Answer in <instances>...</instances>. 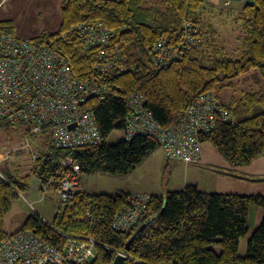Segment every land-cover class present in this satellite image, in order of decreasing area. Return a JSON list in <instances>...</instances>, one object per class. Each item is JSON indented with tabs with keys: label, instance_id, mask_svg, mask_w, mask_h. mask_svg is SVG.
Wrapping results in <instances>:
<instances>
[{
	"label": "trees",
	"instance_id": "obj_1",
	"mask_svg": "<svg viewBox=\"0 0 264 264\" xmlns=\"http://www.w3.org/2000/svg\"><path fill=\"white\" fill-rule=\"evenodd\" d=\"M63 1L60 29L37 41L65 54L76 76L87 77L91 65L98 61L97 52L88 53L77 40L62 38L77 23L101 21L116 30L120 36L111 45H119L129 56L126 72L107 78L108 93L85 103L104 138L114 129H124L126 102L132 94L142 95L145 110L159 125L169 128L179 124L196 98L209 93L228 112L229 120L217 113L214 130L201 134L200 142H209L235 167L250 165L264 154V85L244 91L240 98L232 97L228 103L219 98V93L234 88L240 77L247 78L252 71L264 81V0H254L256 5L244 3L237 10L242 30L236 59L229 55L217 29L204 16L207 0H161L155 7L146 0ZM190 22L199 43L178 50L184 26ZM0 28L14 33L9 20L0 22ZM160 40L178 54L166 66H155L150 52ZM10 127L13 126L2 127L8 136ZM34 135L42 136V145L35 148L39 157L29 172L23 177L8 173V181L0 178V239L32 230L61 248L65 240L58 231L88 236L98 243L97 257L91 264L111 263L116 252L128 256L126 264H264V217L247 242V255L241 257L238 248L249 231L251 208L259 206L264 212V195L208 193L194 184L163 196L152 195L142 219L149 222L135 238L136 229L130 233L112 229L114 216L125 208L130 196L123 191L91 195L82 190L69 204L61 205L52 223L33 214L13 234L5 232L2 220L13 199L29 191L35 178L44 184L54 177L60 155L73 156L81 174L127 177L158 147L153 137L137 135L130 141H105L100 146L61 151L52 141L50 129ZM87 215L95 220L94 228Z\"/></svg>",
	"mask_w": 264,
	"mask_h": 264
},
{
	"label": "built area",
	"instance_id": "obj_2",
	"mask_svg": "<svg viewBox=\"0 0 264 264\" xmlns=\"http://www.w3.org/2000/svg\"><path fill=\"white\" fill-rule=\"evenodd\" d=\"M5 1L0 0V7ZM191 26V22L185 24L178 50L199 43L194 39ZM119 36V32L101 21L77 23L63 33V39L77 40L86 52H97L98 61L91 65L90 74L80 78L73 72L71 60L65 54L43 42L23 39L0 28V129L9 125L27 127L24 145L0 155V178L8 181L3 168L14 152L29 150L32 167L39 153L33 150L29 139L44 128L51 130L52 141L61 151L100 146L107 141L85 103L91 97L103 98L108 93L107 78L128 69L129 56L123 54L119 45H111ZM166 45L160 40L150 48L155 66L169 65L178 58V54ZM195 100L179 124L166 128L145 110L144 97L132 94L126 102L128 115L122 130L123 139L130 141L137 135L151 136L158 147L164 149L167 160L191 166L202 164L200 135L214 130L217 113L223 120L229 117L212 94L205 93ZM58 163L55 176L47 183L40 182V190L44 194L55 190L61 204L67 205L83 190L81 168L71 155H60ZM151 198L152 195L146 193L130 194L125 208L113 218V231L137 230ZM87 220L94 228L95 220L89 215ZM57 233L65 240L61 248L46 242L32 230L2 237L0 264H91L96 259V240L62 231Z\"/></svg>",
	"mask_w": 264,
	"mask_h": 264
},
{
	"label": "rangeland",
	"instance_id": "obj_3",
	"mask_svg": "<svg viewBox=\"0 0 264 264\" xmlns=\"http://www.w3.org/2000/svg\"><path fill=\"white\" fill-rule=\"evenodd\" d=\"M227 1L229 4H225ZM63 2V0H6L0 7V22L11 21L15 35L20 38L38 40L41 36L52 34L60 29ZM146 2L154 7L161 4V0H146ZM243 4V2L235 3L230 0H207L205 4V18L213 28L217 29L221 44L235 59L237 58L235 50L240 46L242 30L236 8L244 6ZM259 84L264 85V81L252 71L249 77H240L234 88H228L219 93V98L228 103L232 97L240 98L242 92L251 91ZM10 128L9 136L6 131L0 129V155H6L11 148H21L25 143L27 127L21 125ZM123 138L122 130L114 129L108 135L107 142L114 144ZM41 140V135L30 137L29 141H31L33 150L38 147V144L42 145ZM201 146L204 157V163L201 165L187 166L176 161H168L165 158L164 149L157 147L127 177H114L106 173L82 174L83 190L91 195L120 191L131 194L153 192L166 195L169 191H179L184 188L182 186L185 182L184 175L188 171L189 174H186V177L191 182L190 184L199 185L200 190L204 192L264 195V154L255 158L250 165L235 167L230 165L209 142L201 143ZM30 157L29 150L14 152V156L4 164V174L18 173L23 177L31 167ZM30 188L29 191L20 193L17 198L13 199L9 213L2 220V228L5 232L13 234L19 230L30 215L38 214L45 222L52 223L59 213L62 204L55 190L44 194L40 190L37 179L32 182ZM250 213L249 231L246 237L240 240L238 246L241 257L247 255V242L261 225L264 217V212L259 206L252 207ZM211 247L217 252L220 251L215 245Z\"/></svg>",
	"mask_w": 264,
	"mask_h": 264
},
{
	"label": "water",
	"instance_id": "obj_4",
	"mask_svg": "<svg viewBox=\"0 0 264 264\" xmlns=\"http://www.w3.org/2000/svg\"><path fill=\"white\" fill-rule=\"evenodd\" d=\"M230 1L235 2V3L236 2H244L246 5L247 4L256 5L254 0H230ZM72 126H75V125H72ZM148 222H149V220L146 221V222H143L141 224V226L137 229V231L135 232V234H134V236L132 238L138 237L141 234L143 228L146 226V224ZM127 259H128V257H127V255L125 253H120L119 252V253H117L115 259L111 263H108V264H126L127 263Z\"/></svg>",
	"mask_w": 264,
	"mask_h": 264
},
{
	"label": "crops",
	"instance_id": "obj_5",
	"mask_svg": "<svg viewBox=\"0 0 264 264\" xmlns=\"http://www.w3.org/2000/svg\"><path fill=\"white\" fill-rule=\"evenodd\" d=\"M243 3H244V2H243ZM243 5H244V4H243ZM241 8H243V6L240 7V8H236V10L241 9ZM202 157H203V154H202ZM177 163H179V162H177ZM203 163H204V157H203ZM203 163H202V164H203ZM180 164H181V163H180ZM176 165H177V164H176ZM200 165H201V164H200ZM187 166H188V165H187ZM186 169H189V167H186ZM186 174H189V172L187 171V172L185 173V175H184V177H185V180H184V181H185V182H184L183 185H182V186H184V187H186L187 184H190V183H191L189 180H187ZM35 179H36V178H35ZM35 179H34V180H35ZM34 180H33V181H34ZM37 180H38V179H37ZM33 181H32V182H33ZM38 183H39V185H40V181H39V180H38ZM198 186H199V185H198ZM38 187H39V186H38ZM123 192H124V191H123ZM125 193H127V194H128V193L131 194L130 192H125ZM147 194H150V195H157V196H163V195H164V194H163V195H159V194H156V193H153V192H151V193H147ZM219 252H220V251H219Z\"/></svg>",
	"mask_w": 264,
	"mask_h": 264
}]
</instances>
